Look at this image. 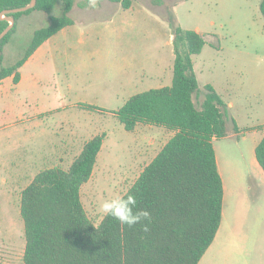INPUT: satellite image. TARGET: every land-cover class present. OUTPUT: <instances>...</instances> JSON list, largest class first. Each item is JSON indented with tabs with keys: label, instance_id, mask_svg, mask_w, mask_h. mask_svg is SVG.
<instances>
[{
	"label": "rangeland",
	"instance_id": "374dc122",
	"mask_svg": "<svg viewBox=\"0 0 264 264\" xmlns=\"http://www.w3.org/2000/svg\"><path fill=\"white\" fill-rule=\"evenodd\" d=\"M99 2L96 11L92 2L76 0L69 12L74 24L53 37L43 56L19 68L23 83L15 87L7 78L0 84V264H24L20 195L38 171L67 168L86 140L104 133L92 175L80 188L88 217L98 223L99 204L125 193L173 134L147 125L126 131L112 113L135 93L170 85L176 26L198 29L205 39L192 57L202 95L195 105L206 84L227 104V135L213 142L226 185V219L234 221L237 200H245L241 220L264 250V173L254 155L264 131L261 0H133L131 9ZM60 11L58 2L50 13L21 15L4 46L3 66L19 60L33 32Z\"/></svg>",
	"mask_w": 264,
	"mask_h": 264
},
{
	"label": "trees",
	"instance_id": "16d2710c",
	"mask_svg": "<svg viewBox=\"0 0 264 264\" xmlns=\"http://www.w3.org/2000/svg\"><path fill=\"white\" fill-rule=\"evenodd\" d=\"M75 1L36 0L25 11L7 14L13 16L14 25L0 39V80L12 76L13 83L19 81V68L32 53L73 23L69 12ZM108 1L124 9L132 5V0ZM29 2L0 0V12ZM58 2L60 14L49 15V24L33 32L22 57L3 66L4 46L20 16L34 10L50 13ZM260 12L264 15V0ZM8 24L0 19V32ZM171 35V84L135 93L113 111L126 131H133L137 124H149L173 132L126 191L131 190L138 206L151 213L148 231L139 224L121 225L111 217L103 216L98 223L88 217L80 188L90 179L105 138L104 133L95 134L84 142L67 168H44L22 189L19 213L24 229V264H198L211 244L221 222L223 200L213 140L227 135V104L213 86L206 84L203 100L195 105L200 86L192 57L201 52L205 39L196 30L178 26ZM254 155L264 173V132Z\"/></svg>",
	"mask_w": 264,
	"mask_h": 264
},
{
	"label": "crops",
	"instance_id": "0c3cea01",
	"mask_svg": "<svg viewBox=\"0 0 264 264\" xmlns=\"http://www.w3.org/2000/svg\"><path fill=\"white\" fill-rule=\"evenodd\" d=\"M108 2H110V1H108ZM102 3L104 5L103 8H105V7L108 8V4L106 2L103 1ZM110 3H114V2H110ZM100 4H101V2H99L98 4L91 3L89 6L91 7V9L99 11V9L102 7L101 6L102 4L101 5ZM73 7H74V5H73ZM131 8H133V0H132V5L126 9H131ZM81 10L87 11V13L90 12L89 9H87V8L86 9L80 8V11ZM89 19L92 20L93 18L89 17ZM73 24H74V21L71 25L63 27L62 29L57 31L55 34H53L51 37H49L45 42H43L32 53V55L24 62V64L22 66L26 65L29 61H32L33 59H36V58L43 56V54H45V52H47V48H45L46 45H50L51 41L54 39L53 37L58 35V33L64 31V29L68 30V27L72 26ZM196 31H198V29ZM193 68H194V65H193ZM143 75H146V73L143 72ZM159 75L162 77V73H160ZM7 78L12 79V76H8V77L0 80V84L3 83L5 81V79H7ZM162 78L164 79V77H162ZM171 79H172V76L169 77V80L167 78V83L170 82V84H171ZM164 80H166V79H164ZM21 83H23V75L20 72L19 81L15 84V83H13V79H12V84L16 87L17 85H20ZM162 86H168V85H162ZM162 86H160V87H162ZM0 91H1V89H0ZM199 93L197 95H200L202 98V95ZM195 96H194V98H195ZM112 115L115 116L114 113H112ZM34 118H35L34 115H32V116H29L27 118V120L31 121ZM137 125H147L149 127H155V128L160 127V126L149 125V124H137ZM159 129H165V128L160 127ZM130 132H132V131H130ZM263 132L264 131H262V134H263ZM232 136H234V135L232 134ZM260 136H262V135H260ZM215 140H218V139H214L213 142ZM213 148H214V143H213ZM214 151H215V149H214ZM215 155H216V151H215ZM97 157H98V155H97ZM216 161H217L218 171H219V174L221 176L222 184H223L222 217H221L220 225L217 229V232H216L211 244L209 245V247L206 249L204 254L199 259L198 264H264V250H262L263 248H262V245L260 244L261 240L259 241V238L257 239L256 238L257 236L254 235L253 229H250V228L247 229L246 224L241 220V216H242V212H243L242 204L245 202V200H237V202H236V205H237L236 210H235L236 219L234 221L227 220L228 219L227 215H226V202H227V200H224V198H225V190L224 189H225L226 185L224 183V179L222 176L223 168H221V166H220L217 155H216ZM256 163H257V161H256ZM55 166H59V165H55ZM51 167H54V166H51ZM45 168H48V167H45ZM225 221H226V223H225ZM256 234L258 236L260 235L259 233H256Z\"/></svg>",
	"mask_w": 264,
	"mask_h": 264
},
{
	"label": "clouds",
	"instance_id": "9594fccd",
	"mask_svg": "<svg viewBox=\"0 0 264 264\" xmlns=\"http://www.w3.org/2000/svg\"><path fill=\"white\" fill-rule=\"evenodd\" d=\"M92 3L94 4L95 0H92ZM99 212L104 217L113 218L121 225L133 227L139 224L144 231H148L151 222V213L138 206L137 197L131 190L104 199L99 204ZM145 221L148 223H144Z\"/></svg>",
	"mask_w": 264,
	"mask_h": 264
},
{
	"label": "water",
	"instance_id": "95a60500",
	"mask_svg": "<svg viewBox=\"0 0 264 264\" xmlns=\"http://www.w3.org/2000/svg\"><path fill=\"white\" fill-rule=\"evenodd\" d=\"M36 0H30L29 4L22 6V7H17V8H11V9H5L0 12V19H6L9 24L8 26L0 32V39L13 27L14 25V18L13 16H9L7 14L10 13H16V12H22L25 11L35 5Z\"/></svg>",
	"mask_w": 264,
	"mask_h": 264
}]
</instances>
